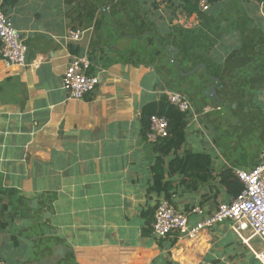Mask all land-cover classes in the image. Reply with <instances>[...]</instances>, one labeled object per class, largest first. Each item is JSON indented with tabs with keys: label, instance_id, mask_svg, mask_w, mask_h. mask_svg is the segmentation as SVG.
Segmentation results:
<instances>
[{
	"label": "crops",
	"instance_id": "obj_1",
	"mask_svg": "<svg viewBox=\"0 0 264 264\" xmlns=\"http://www.w3.org/2000/svg\"><path fill=\"white\" fill-rule=\"evenodd\" d=\"M184 4L0 0L28 49L24 68L0 55V261L261 264L264 244L250 230L242 239L231 221L196 239L154 233L162 200L195 226L236 197L223 172L264 160V0H219L194 28L180 20L199 19ZM73 31L85 33L79 42L67 40ZM84 54L100 83L73 99L63 77L71 56ZM169 92L193 110L167 164L204 159L167 175L170 193L156 194L142 114Z\"/></svg>",
	"mask_w": 264,
	"mask_h": 264
},
{
	"label": "built area",
	"instance_id": "obj_2",
	"mask_svg": "<svg viewBox=\"0 0 264 264\" xmlns=\"http://www.w3.org/2000/svg\"><path fill=\"white\" fill-rule=\"evenodd\" d=\"M202 10L209 9L207 0L201 2ZM181 22L190 28L196 27L200 19L189 20L180 15ZM83 31H73L67 36L68 41L79 42ZM27 46L21 33L11 19L0 10V55L8 65L27 66ZM92 63L88 54L73 55L63 77V87L73 99H83L93 93L100 81L89 75ZM168 102L182 113L193 110L186 97L178 92L167 93ZM147 141L155 145L169 135V121L166 117L152 115L149 120ZM236 175L243 183V191L230 203L221 204L218 209L195 226H190L185 214L179 212L169 201L162 200L157 206L154 233L158 237L182 235L196 239L202 231L223 221H231L234 231L242 238L245 231H251V238H258L264 244V160L256 168L245 171L236 170ZM196 209L194 212H200ZM248 241V240H246ZM257 259L264 264V249L255 252ZM0 264H5L0 261Z\"/></svg>",
	"mask_w": 264,
	"mask_h": 264
},
{
	"label": "trees",
	"instance_id": "obj_3",
	"mask_svg": "<svg viewBox=\"0 0 264 264\" xmlns=\"http://www.w3.org/2000/svg\"><path fill=\"white\" fill-rule=\"evenodd\" d=\"M218 1L219 0H207L209 9L210 5H214ZM183 8L188 15L198 14L200 20H204L207 16V13L202 12L200 9L199 1L185 0ZM155 114L168 119L169 135L166 138L160 139V141L154 145L155 151L157 153V159L153 167L154 185L151 191L155 192L156 194L170 193V185L164 182L167 175L184 173L191 169L195 170L193 163L198 164L199 161L204 159V157L202 155L194 154H188L184 158H179L176 156L167 164L166 159L173 153L177 155L178 151L183 147L186 141L185 131L187 127V115L172 106L168 102L167 97L163 96L158 105L153 108H146L143 111L142 122L144 134L148 133L150 117ZM222 178L223 182L227 183L228 186L232 187L233 185L236 197L243 191L244 185L233 171L227 170L223 172ZM196 187L197 185L193 186L194 189ZM0 227L6 228L7 224L0 220Z\"/></svg>",
	"mask_w": 264,
	"mask_h": 264
},
{
	"label": "water",
	"instance_id": "obj_4",
	"mask_svg": "<svg viewBox=\"0 0 264 264\" xmlns=\"http://www.w3.org/2000/svg\"><path fill=\"white\" fill-rule=\"evenodd\" d=\"M215 89H216V86H213V87H211V89H210V91H209V94L210 95H213V96H216V91H215Z\"/></svg>",
	"mask_w": 264,
	"mask_h": 264
}]
</instances>
